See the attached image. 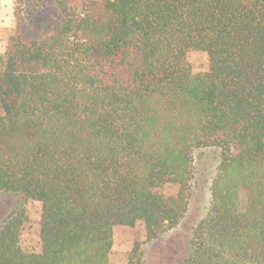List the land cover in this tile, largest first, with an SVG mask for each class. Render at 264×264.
<instances>
[{"label": "trees", "instance_id": "16d2710c", "mask_svg": "<svg viewBox=\"0 0 264 264\" xmlns=\"http://www.w3.org/2000/svg\"><path fill=\"white\" fill-rule=\"evenodd\" d=\"M0 107V194L42 206L40 249L17 212L0 264H109L117 228L175 229L209 147L221 163L185 264H264V0H62L10 39Z\"/></svg>", "mask_w": 264, "mask_h": 264}, {"label": "rangeland", "instance_id": "374dc122", "mask_svg": "<svg viewBox=\"0 0 264 264\" xmlns=\"http://www.w3.org/2000/svg\"><path fill=\"white\" fill-rule=\"evenodd\" d=\"M62 0H16L17 26L30 29L40 23L58 18ZM3 56H0V59ZM188 61L194 75L209 72L208 55L193 51ZM3 114L0 107V116ZM221 150L215 147L201 148L193 153L194 178L191 185L189 210L184 220L173 230L148 240L140 228H117L109 264H185L190 254V242L197 225L205 218L211 205V186L221 163ZM175 188L166 189L175 193ZM23 211L27 216L21 241L27 250L40 249L39 227L42 206L37 202H21L18 197L0 194V230L15 213Z\"/></svg>", "mask_w": 264, "mask_h": 264}, {"label": "clouds", "instance_id": "9594fccd", "mask_svg": "<svg viewBox=\"0 0 264 264\" xmlns=\"http://www.w3.org/2000/svg\"><path fill=\"white\" fill-rule=\"evenodd\" d=\"M16 0H0V56L8 53L10 36L17 26L15 15Z\"/></svg>", "mask_w": 264, "mask_h": 264}]
</instances>
